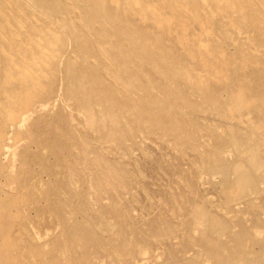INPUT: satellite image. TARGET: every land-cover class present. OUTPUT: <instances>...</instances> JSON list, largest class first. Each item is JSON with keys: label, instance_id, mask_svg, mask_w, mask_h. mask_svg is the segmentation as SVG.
<instances>
[{"label": "bare ground", "instance_id": "bare-ground-1", "mask_svg": "<svg viewBox=\"0 0 264 264\" xmlns=\"http://www.w3.org/2000/svg\"><path fill=\"white\" fill-rule=\"evenodd\" d=\"M221 1L217 13L193 0H0V179L19 159L22 182H0V264H264L263 237L248 233L264 227V9ZM183 24L210 36L213 63L180 59ZM230 45L241 56L218 80ZM245 75L257 88L234 112ZM134 149L172 174L159 201ZM205 172L228 190L202 208ZM136 190L147 217L133 214ZM109 225L117 247L98 237Z\"/></svg>", "mask_w": 264, "mask_h": 264}, {"label": "rangeland", "instance_id": "rangeland-1", "mask_svg": "<svg viewBox=\"0 0 264 264\" xmlns=\"http://www.w3.org/2000/svg\"><path fill=\"white\" fill-rule=\"evenodd\" d=\"M223 1H227V0H223ZM193 3H197L199 5V9L200 11L201 10H206L208 7V4L211 5L213 4V8H215V6L218 4L220 5L222 3L221 0H219L218 2L214 1V0H193ZM216 3V5H215ZM256 4L259 5L260 8L264 9V0H258L256 1ZM259 8V9H260ZM233 9H231L230 11H232ZM261 10V9H260ZM215 12L217 13H220V8H215L214 9ZM234 11L238 12L237 10L234 9ZM245 12H247V10H244ZM147 14V13H144V15ZM215 13H212L211 15L214 17ZM231 16L234 18L235 16L233 15V12L231 13ZM188 21L192 22L189 17H186ZM223 20L221 21V24H225L226 26L228 25L229 21L228 19L226 18H222ZM249 19V18H248ZM252 22L248 23V28H253L252 27ZM207 26V24H206ZM240 27L241 30H243V33L240 35V40H241V43L243 46H245V40H246V35L249 33V31L247 30V28L243 29L240 25H238ZM192 27L193 31L195 32L192 36L191 34L193 33V31L190 29ZM182 28H185L187 30V34L188 36H186L185 34H183L181 32ZM206 35V31H203L202 30V27H198V26H195L192 24V26L190 25H186V24H183L179 30H178V35H177V38L178 40L176 41V44L178 45L177 47L174 48V51L178 54V56L180 57V59H185L184 57H182L184 55V50H189L191 49V53H193L194 55L196 54L195 51L197 50V53L201 54L202 55V61H198V68L200 69V63L201 64H204L206 63L207 61L209 62H212L213 63V58L211 57V54L207 53V52H210V48L212 47L211 44H210V36H205ZM249 35V34H248ZM258 35V32L257 30L255 31L254 33V37ZM235 50V47L234 45H230V47H227L226 48V53L223 54V57L224 58H220V59H217L216 58V67L219 65V64H228L227 67L224 66L222 69L221 68H217V71L222 73V77L219 76L218 77V80H222V81H227V79L229 80L228 77H226L225 73L229 72V70L231 69V66L229 64L233 63V61H236L238 60V58L241 56L240 54H238ZM264 58V57H263ZM254 61V59H253ZM255 62V61H254ZM201 70H205V69H201ZM221 70V71H220ZM235 76V75H234ZM233 76V77H234ZM232 77V78H233ZM231 79V78H230ZM250 77H248V75H245L243 77V81H239L241 82V88L240 90L242 91V96H240L237 92L235 93H230L229 95V99L228 100V107L229 109L233 110L235 112V108L234 106L239 104V105H244L247 101H246V94L244 93H247V94H250V91L253 89L255 90V88H257V85H252L250 83ZM248 80V85L246 87L243 86V84ZM236 82V81H235ZM224 83V82H223ZM234 87V86H233ZM224 93V94H223ZM220 94H221V101H226V95L225 92L223 91H220ZM261 95V94H260ZM235 96H237V98H235ZM260 97L259 96V100H260ZM262 99L260 101H264V94L263 96L261 97ZM261 106L264 107V104L261 103ZM244 115V114H243ZM138 150V149H137ZM136 149H134V152L133 151V154L134 156L136 157L137 161L139 164H141L140 166V170L141 172L144 174V176L146 177V180H147V184H146V191L147 193L149 194V196L151 197V199H155L159 201V198L161 197L162 199V194L159 195V191L156 190V185L159 184L161 186H168L169 185V182H171L169 180L168 177H170L172 174L168 175L167 172L165 171H161V170H155L154 168H149L150 165L149 164H144L141 160H140V152L139 150L137 151ZM149 150V153L151 154L152 158H161L162 157V160L166 161V164H163L161 163L163 167H167L168 166V162H170L172 159H171V155L170 154H161L159 155V153L157 151H155L154 149L150 148L148 149ZM71 151V150H70ZM221 153H223L222 150H220ZM71 153V152H70ZM219 154V153H218ZM220 155V154H219ZM165 158V159H164ZM217 161V160H216ZM18 162V164H17ZM175 164H179L178 161L176 162H173ZM160 164V165H161ZM13 167H12V170L10 172V176H9V179H0V182L2 184H4V186L6 188H10V190L12 191H17L20 189L21 187V171L18 170V168H20L21 170V165H20V161L19 159H15L12 163ZM15 166V167H14ZM149 166V167H148ZM14 168V170H13ZM31 168L33 169V166H31ZM143 169V170H142ZM154 171V172H153ZM152 174V175H151ZM162 174V175H161ZM207 174V172H205L203 174V177L201 179V183H202V187L199 189L200 190V193L203 194V191L205 193V201L203 202L202 204V208H206L207 204L209 202H216V200L220 199V197H222V194L227 192V185L224 186L225 188L221 187L220 183L223 181V177H225V174L224 176H220L219 173H213V175H209L207 174V176H205ZM156 177V178H155ZM159 177V178H158ZM167 180H166V179ZM208 178V179H207ZM210 180V181H209ZM9 181V182H8ZM11 181V182H10ZM155 181V182H154ZM204 181V182H203ZM7 182V183H5ZM164 182V183H163ZM219 182V183H218ZM163 183V184H162ZM10 184V185H9ZM210 184H213L214 187H216L215 190H213L212 188H210ZM148 185V186H147ZM208 186V187H207ZM220 190V191H219ZM155 193H156V196H155ZM244 193H247V191H244ZM135 195V198H136V201H138L141 205L139 207H135V209L133 208V214L137 217V218H141L142 216H148L149 214H147V211L144 210L145 208L148 207V201H147V198H145L142 193L138 190H136V193L134 194ZM213 196V197H212ZM69 199L68 201L71 203H73V197L72 196H68ZM71 197V198H70ZM165 199V197H163V200ZM201 204V203H200ZM141 207L143 208V210H141ZM72 209H69V212L67 215L65 220H67V222L70 224L71 222L70 221H73V220H78L77 216L74 214V210L73 211H70ZM70 213V214H69ZM263 216V215H262ZM261 216V219H262V222L264 223V216L262 217ZM79 221V220H78ZM111 222V220H110ZM53 222L50 223L49 226H53ZM111 225V224H110ZM110 225L105 227V228H102L104 230H101L99 231V234H98V237L101 238L102 242L106 243V244H112L114 247H117L120 245V243L118 242V239H117V236L115 234H111V230H110ZM247 228H249V224L245 223L244 224ZM264 226V225H263ZM262 226V227H263ZM108 228V229H107ZM260 230V231H259ZM248 233L251 234V236L254 235V233L256 235H254V238L257 239L258 241L262 242L264 240V227L263 228H260L258 230H255V229H248ZM101 233V234H100ZM258 233V234H257ZM259 236V237H258ZM107 237V238H106ZM263 237V240H261ZM260 240H259V239ZM115 241H116V244H115ZM117 245V246H116ZM255 248H258L260 249V246H256ZM194 249V248H192ZM160 252V251H159ZM145 257L144 259H142V261L140 262V264H143L144 262H146L147 264H151V262H153V258H151L150 255H148L147 257H150V259H148L145 255L143 256ZM142 257V258H143Z\"/></svg>", "mask_w": 264, "mask_h": 264}]
</instances>
